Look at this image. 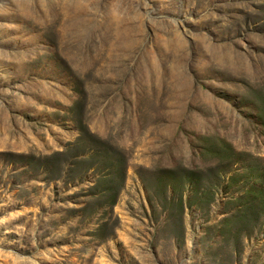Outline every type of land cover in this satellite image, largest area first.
I'll list each match as a JSON object with an SVG mask.
<instances>
[{
    "label": "rangeland",
    "instance_id": "374dc122",
    "mask_svg": "<svg viewBox=\"0 0 264 264\" xmlns=\"http://www.w3.org/2000/svg\"><path fill=\"white\" fill-rule=\"evenodd\" d=\"M0 264H264V0H0Z\"/></svg>",
    "mask_w": 264,
    "mask_h": 264
}]
</instances>
